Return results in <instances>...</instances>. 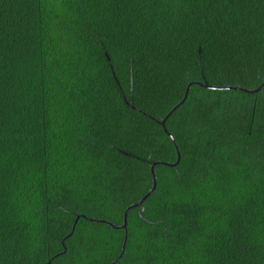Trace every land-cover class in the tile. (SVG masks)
Masks as SVG:
<instances>
[{"label":"trees","instance_id":"trees-1","mask_svg":"<svg viewBox=\"0 0 264 264\" xmlns=\"http://www.w3.org/2000/svg\"><path fill=\"white\" fill-rule=\"evenodd\" d=\"M193 82L264 83V0H0V264H264V84Z\"/></svg>","mask_w":264,"mask_h":264},{"label":"water","instance_id":"water-1","mask_svg":"<svg viewBox=\"0 0 264 264\" xmlns=\"http://www.w3.org/2000/svg\"><path fill=\"white\" fill-rule=\"evenodd\" d=\"M200 85V86H204L205 88L207 89H222V88H234V89H237V90H242L244 92H256L258 91L262 85H260L258 88H256L255 90H247V89H242V88H239V87H216V86H211L209 84H202L200 82H193V83H189L186 87V90H185V93H184V96L182 97V99L167 113V115L164 117V119H162L161 121V124L164 126L165 124V121L166 119L170 116V114L175 110L177 109L181 104H183V102L186 100L187 98V95L189 93V89L192 85ZM180 159V155L178 153V156H177V161L175 163H164V162H158L157 164H161V165H167V166H174ZM155 163H153L150 167V173H151V177H152V185H151V188L135 203H132L130 204L124 211V214H123V218H122V223L120 225H118L116 228H120V229H123L124 230V237H123V243H122V250L120 252V255L121 256L123 254V251L125 249V245H126V242H127V237H128V227H127V221H128V213L131 209L133 208H137V207H141L142 204L145 202V200L154 192V190L156 189V186H157V177H156V173H155ZM141 210H142V207H141ZM88 219V218H87ZM88 220H92V221H95V219H88ZM107 224H110L109 222H107ZM112 225V224H110ZM73 229H74V226H73ZM73 229L71 231V233L73 232ZM70 233V234H71ZM70 234L67 236L69 237ZM66 237V238H67Z\"/></svg>","mask_w":264,"mask_h":264}]
</instances>
